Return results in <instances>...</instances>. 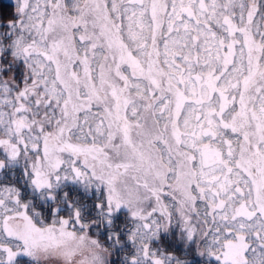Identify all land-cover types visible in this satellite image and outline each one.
I'll list each match as a JSON object with an SVG mask.
<instances>
[{
    "label": "snow or ice",
    "instance_id": "snow-or-ice-1",
    "mask_svg": "<svg viewBox=\"0 0 264 264\" xmlns=\"http://www.w3.org/2000/svg\"><path fill=\"white\" fill-rule=\"evenodd\" d=\"M2 7L0 264H264V0Z\"/></svg>",
    "mask_w": 264,
    "mask_h": 264
},
{
    "label": "flooded vegetation",
    "instance_id": "flooded-vegetation-1",
    "mask_svg": "<svg viewBox=\"0 0 264 264\" xmlns=\"http://www.w3.org/2000/svg\"><path fill=\"white\" fill-rule=\"evenodd\" d=\"M9 3L8 0H0V7H2L3 4H7ZM2 11L5 13L7 12V8L6 7H2Z\"/></svg>",
    "mask_w": 264,
    "mask_h": 264
},
{
    "label": "rangeland",
    "instance_id": "rangeland-1",
    "mask_svg": "<svg viewBox=\"0 0 264 264\" xmlns=\"http://www.w3.org/2000/svg\"><path fill=\"white\" fill-rule=\"evenodd\" d=\"M9 2H10V0H8ZM8 12H10V9L9 8H7V12H5V14H7Z\"/></svg>",
    "mask_w": 264,
    "mask_h": 264
}]
</instances>
